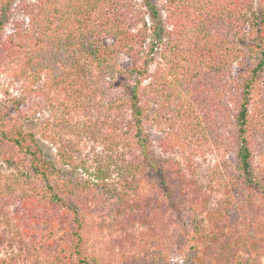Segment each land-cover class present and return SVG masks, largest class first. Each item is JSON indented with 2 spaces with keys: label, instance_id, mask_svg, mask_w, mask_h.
Returning <instances> with one entry per match:
<instances>
[{
  "label": "trees",
  "instance_id": "1",
  "mask_svg": "<svg viewBox=\"0 0 264 264\" xmlns=\"http://www.w3.org/2000/svg\"><path fill=\"white\" fill-rule=\"evenodd\" d=\"M160 1L23 3L28 23L12 35L11 51L26 81H42L47 99L65 95L61 106L96 118L94 132L107 140L106 129L110 142L88 178L71 179L22 117L0 115V160L11 170L0 212H13L0 216L8 232L0 237L25 241L24 254L0 264H264V214H245L252 194L254 210H264V0ZM13 2H0V31ZM247 36L253 59L239 81L234 65L247 56ZM122 54L132 58L126 69ZM151 106L157 145L145 123ZM202 155L213 157L217 181H203ZM75 161L67 163L86 165ZM114 208L146 226L133 252L95 243L97 223Z\"/></svg>",
  "mask_w": 264,
  "mask_h": 264
},
{
  "label": "rangeland",
  "instance_id": "2",
  "mask_svg": "<svg viewBox=\"0 0 264 264\" xmlns=\"http://www.w3.org/2000/svg\"><path fill=\"white\" fill-rule=\"evenodd\" d=\"M1 1L2 0H0V2ZM27 1L31 0H14L10 9H5V15L3 17L5 23L1 26L3 29L0 31V115L4 116L7 112H11L14 116L22 117L28 128L35 129L38 132L39 140L45 152L59 167L67 171V176L71 179L88 178V168L90 169L93 166H97L98 155H102L105 148L103 142L105 138H100L99 133L94 132L95 125L97 124L96 118H92L91 122H85L82 114L77 115V113L74 112L75 110H72L73 107L64 109L60 101L65 98L67 99L65 95L51 93L48 99L39 95V91H43L41 88L43 82L37 81L32 83L26 81L27 79L24 77L22 64L17 63L16 59L13 57L14 55L11 49L15 47V43L12 42V35H14L20 27H26L28 23L22 8L23 3ZM255 1L259 4L260 0ZM155 2L158 5L162 4L160 0H155ZM160 12L164 17L165 13L161 8ZM149 21L151 22L150 19ZM106 40L108 42L112 41L110 38ZM240 45L248 53L244 59H240L234 65V76L239 81L247 76L249 65H251L253 59L252 48L254 46V41L247 36L240 40ZM131 63L132 58L127 54H122L118 59L119 66L124 69ZM150 68H154V63L151 64ZM122 81L124 80L120 79L115 83L120 85ZM36 107L39 108L36 110ZM152 108L151 106L148 110L149 114L145 123L148 132L152 135L154 144L157 145L159 142V133L152 121ZM63 110H65L67 114H64L62 112ZM59 118H62V121L59 120ZM103 131L107 138L105 141L110 142V140H108L110 137L107 136L109 134L108 131L106 129ZM257 140V145H260L259 139ZM61 151L62 154L68 155L69 159L67 161L62 159L60 155ZM178 156L179 155H175L176 159L180 160ZM75 158L76 161L73 164L79 163L77 159L82 158V160H84L83 162H86V165L81 163L82 165L75 169L70 163H67L71 162V160H75ZM256 158L260 160L261 155L256 154ZM195 165L201 177L204 176L203 181L208 183L215 182L219 179L218 175L212 173L215 161L211 155H202L200 159L195 160ZM260 166L264 168V160ZM10 172L11 170L6 165H2L0 160V184L4 183L8 175H11ZM111 178L118 181L119 171L117 169L111 171ZM177 184L178 181L175 179V192L177 191ZM212 184L218 185L217 183ZM213 189L216 190L217 187L212 188V191ZM218 194L216 198L222 199L223 191L221 190L220 194ZM245 199L247 211L245 214L248 213L253 215L254 212L256 213L258 211L260 214H264V210H254L257 209L258 206L256 196L252 194L246 196ZM0 201L4 200L0 198ZM178 202H180L179 199ZM11 206L7 205L5 210L9 208L12 211L13 209ZM243 213L244 211L240 209L234 214L238 220H241L245 215ZM0 216L13 219V212L5 214L0 212ZM110 217H113V220ZM122 220H125L124 211H118L115 208L111 216L99 220L96 228L95 243L98 244L101 250L104 251V249H106L112 254L115 252L120 253L122 250L127 254L137 249V247L132 244H137L139 242L141 231L143 233L146 226H139L137 224L133 226L131 220H125V222ZM262 220L264 221V218ZM171 226L172 225H166L165 228H172ZM158 228L163 229V223L159 224ZM6 230L1 228L0 233L7 234L8 232ZM132 230H135L137 233ZM24 243L25 241L14 240L9 237V235H4L3 238L0 237V257L7 259L8 255L12 252H17L18 254L21 252L24 254ZM181 248V241L179 239L177 242V249L181 251ZM172 260L174 261L175 259Z\"/></svg>",
  "mask_w": 264,
  "mask_h": 264
}]
</instances>
